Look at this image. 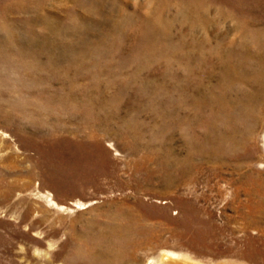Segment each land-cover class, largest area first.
I'll use <instances>...</instances> for the list:
<instances>
[{"label":"rangeland","instance_id":"rangeland-1","mask_svg":"<svg viewBox=\"0 0 264 264\" xmlns=\"http://www.w3.org/2000/svg\"><path fill=\"white\" fill-rule=\"evenodd\" d=\"M148 1L103 16L78 0H0V264H264V212L247 192L264 178L261 143L229 162L227 188L203 175L175 192L159 168L167 72L184 70V50L207 34L146 20ZM159 1L169 17L208 7L216 45L239 40L237 26L264 30V0L183 12L192 0ZM74 11L86 16L77 26ZM149 55L161 58L137 61Z\"/></svg>","mask_w":264,"mask_h":264},{"label":"bare ground","instance_id":"bare-ground-1","mask_svg":"<svg viewBox=\"0 0 264 264\" xmlns=\"http://www.w3.org/2000/svg\"><path fill=\"white\" fill-rule=\"evenodd\" d=\"M78 1L89 12L103 16L106 9L114 11L119 3V0ZM167 4L159 0H150L149 3L142 4L148 6L151 14L145 16V19L152 20L153 23L188 20L190 23L199 22L207 36L198 42L195 49L184 50V57L181 60V67L184 70L167 72L169 110L166 112L165 128L168 133V145L165 159L159 162V168L166 172V181L175 192H178L179 187L197 183L203 175H206L208 180L213 176L224 181L223 183H226L223 185L224 188L232 183L230 178L229 180L224 178L226 170L230 167L229 162L239 159L240 152L249 158L254 155L255 148L261 143L264 155V30L252 31V27H255L253 25L237 26L239 40L230 39L226 44L216 45L208 39L210 31L205 22L216 20L206 14L209 12L208 7L203 11L197 10L198 16L195 17L187 13L169 17L166 14L169 10ZM179 7L181 12L187 11L188 8L197 9L200 7V1H187L184 5L180 3ZM223 13L219 10L220 16ZM43 14L40 13V16ZM72 14L74 26H77V21L86 20V16L82 18L75 11ZM118 14L120 18V12ZM121 17L120 20L133 21L139 15L121 14ZM49 20L51 18L46 17L44 21L50 25ZM178 51L179 49L174 50L176 53ZM154 57L156 60L161 58L159 55ZM153 58L150 55L145 59L138 57L137 61L149 59L151 62ZM164 61L168 63V67L174 65L168 62V59ZM180 76L182 80L178 81ZM208 164L211 166H207ZM180 179L183 183H177ZM255 185L253 190L249 189L247 192L259 196L258 210L262 213L264 178ZM82 205L84 203H77V206ZM258 225L256 227H261ZM115 252L112 253L120 256L119 249ZM101 254L102 252H98L95 257L100 259Z\"/></svg>","mask_w":264,"mask_h":264}]
</instances>
